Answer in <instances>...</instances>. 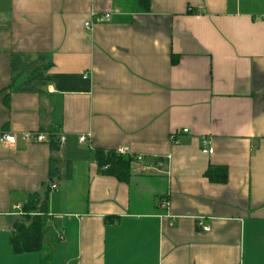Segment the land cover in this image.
I'll use <instances>...</instances> for the list:
<instances>
[{"label":"crops","instance_id":"crops-1","mask_svg":"<svg viewBox=\"0 0 264 264\" xmlns=\"http://www.w3.org/2000/svg\"><path fill=\"white\" fill-rule=\"evenodd\" d=\"M120 147L154 169L101 172L97 151ZM48 186L46 249L15 254L14 206ZM50 251L51 264H264V0H0V264Z\"/></svg>","mask_w":264,"mask_h":264},{"label":"trees","instance_id":"trees-1","mask_svg":"<svg viewBox=\"0 0 264 264\" xmlns=\"http://www.w3.org/2000/svg\"><path fill=\"white\" fill-rule=\"evenodd\" d=\"M143 9L150 10V0H138ZM193 11H198L194 9ZM189 11V12H193ZM58 142L52 140V143ZM96 159L101 172L113 175L120 181H127L135 162V155H120L115 150H98ZM210 182L226 184L229 180V168L226 165L211 164L205 172ZM52 179V178H51ZM52 188L44 193H33L23 205L21 216L14 221L10 235V244L15 254L43 252L46 249L45 238L50 220L49 195ZM58 239L63 241L61 236ZM52 251L42 258V264H51Z\"/></svg>","mask_w":264,"mask_h":264},{"label":"built area","instance_id":"built-area-1","mask_svg":"<svg viewBox=\"0 0 264 264\" xmlns=\"http://www.w3.org/2000/svg\"><path fill=\"white\" fill-rule=\"evenodd\" d=\"M93 15H94V13H93ZM110 18H111V13H105L104 15H102L100 17V21H107ZM93 24L94 23L92 21H87L85 25H86L87 28L92 29ZM188 132H189L188 128H185L183 130V133H188ZM177 135L178 134H173L171 138L176 143H179V141L177 140ZM90 137H91V134L82 135V136H80L79 141L81 143H85L86 141L89 140ZM22 138L26 142H45V143H47V142H52V140L53 141L55 140L59 144H63L67 140V136L65 134H63V133H55V132L47 133V132H42V131H39V130L24 131L22 133ZM1 140L5 144L12 145V144L16 143L17 136L14 133H4L2 135ZM204 141H206V140H204ZM115 151H116V153H118L120 155H129V154H131L129 149H127L125 147L117 148ZM203 151L209 152V153L213 152V150L211 148H208V147H205L203 149ZM135 158H136L135 162H134V164L132 166V169H131L134 174H147L149 171L154 169V167L152 165L147 164L145 162V156L143 154H137V155H135ZM57 187H58V184L57 183H53L52 188L55 189ZM160 205H161L162 208L166 209V208L169 207L170 203H169L167 198H163L161 200V202H160ZM14 207L17 210V213L19 215H21L22 214L23 205L16 204ZM200 225H202V222H200ZM204 229L209 230L210 228L208 226H205Z\"/></svg>","mask_w":264,"mask_h":264},{"label":"rangeland","instance_id":"rangeland-1","mask_svg":"<svg viewBox=\"0 0 264 264\" xmlns=\"http://www.w3.org/2000/svg\"><path fill=\"white\" fill-rule=\"evenodd\" d=\"M160 208L164 211V210H166V211H168L169 210V207L168 208H166V209H164V208H162L161 207V205H160Z\"/></svg>","mask_w":264,"mask_h":264}]
</instances>
